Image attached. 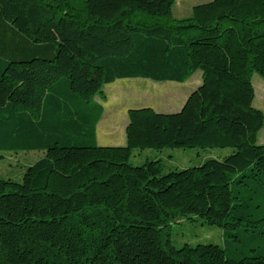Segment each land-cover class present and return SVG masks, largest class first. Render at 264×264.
Returning <instances> with one entry per match:
<instances>
[{
	"label": "trees",
	"instance_id": "obj_1",
	"mask_svg": "<svg viewBox=\"0 0 264 264\" xmlns=\"http://www.w3.org/2000/svg\"><path fill=\"white\" fill-rule=\"evenodd\" d=\"M0 0V152L42 151L0 177V264H264V0ZM201 83L176 113L130 108L100 146L95 97L117 79ZM105 99V97H102ZM232 148L163 172L135 149ZM198 217L224 246L171 241Z\"/></svg>",
	"mask_w": 264,
	"mask_h": 264
},
{
	"label": "rangeland",
	"instance_id": "obj_2",
	"mask_svg": "<svg viewBox=\"0 0 264 264\" xmlns=\"http://www.w3.org/2000/svg\"><path fill=\"white\" fill-rule=\"evenodd\" d=\"M209 0H176L173 6L175 18L188 17L190 7ZM201 70L195 71L185 82L153 81L141 77L117 79L103 86V94L95 100L103 106L100 120L96 125V141L100 146L125 144V127L130 108L152 107L160 113L180 111L188 95L201 83ZM252 84L255 88L253 106L264 113V77L254 73ZM102 97H105L103 99ZM257 143L264 144V127L258 133ZM232 148H168L135 149L130 158L133 165H140L146 159L160 158L163 172L200 165L209 158H222ZM42 151L0 152V177L20 179L24 169L40 158ZM171 241L176 247L184 244L196 245L213 243L224 246L222 229L203 223L198 217L181 218L171 225Z\"/></svg>",
	"mask_w": 264,
	"mask_h": 264
},
{
	"label": "crops",
	"instance_id": "obj_3",
	"mask_svg": "<svg viewBox=\"0 0 264 264\" xmlns=\"http://www.w3.org/2000/svg\"><path fill=\"white\" fill-rule=\"evenodd\" d=\"M191 8H192V6L190 7V11H191ZM256 94V93H255Z\"/></svg>",
	"mask_w": 264,
	"mask_h": 264
},
{
	"label": "water",
	"instance_id": "obj_4",
	"mask_svg": "<svg viewBox=\"0 0 264 264\" xmlns=\"http://www.w3.org/2000/svg\"><path fill=\"white\" fill-rule=\"evenodd\" d=\"M185 103V102H184ZM184 105V104H183ZM183 107V106H182Z\"/></svg>",
	"mask_w": 264,
	"mask_h": 264
}]
</instances>
